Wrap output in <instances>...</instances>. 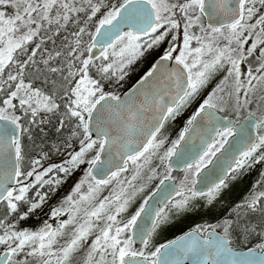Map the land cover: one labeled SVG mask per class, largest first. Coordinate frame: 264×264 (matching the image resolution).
Returning <instances> with one entry per match:
<instances>
[{"label": "snow or ice", "instance_id": "6c2138e0", "mask_svg": "<svg viewBox=\"0 0 264 264\" xmlns=\"http://www.w3.org/2000/svg\"><path fill=\"white\" fill-rule=\"evenodd\" d=\"M258 5L264 6V0H118L110 5L96 0H80V3L75 0H0V91L4 93L0 104V163L3 164L0 202L6 205L5 212H15L32 184L41 181L46 173L54 176L58 167L65 172L68 170L64 163L41 168L47 153L30 158L29 167L22 164L25 156L21 134L27 129L17 114L13 99L19 98L24 113L30 114L29 124L35 123L41 109L53 112L59 108L54 93L46 94L25 75L26 66L36 64L35 55L41 48L37 42L29 51L28 42H35L37 36L41 41L48 39L40 35L41 29L59 32L69 23L78 26L79 30L71 34L75 39L69 38L64 51L49 53L42 59L48 71L60 72L65 82L62 90L68 102L59 118L60 127L65 117L76 118V128L81 131L74 128L71 136L83 137L79 140V148L68 153L65 163L75 167L86 160L88 164L84 176L64 197V202L51 208L52 217L68 213V218L59 220L55 227L45 221L35 231L17 230L16 220L9 225L5 223L7 216L0 219V226H3L0 244L4 245L0 264H27L29 257H38L37 264H70L71 257L90 234L93 238L82 264H183L189 258L192 264H264V239L240 252L233 249L231 219H224L219 225H196L163 244L151 243L153 233L168 218L169 208L185 210L195 197L212 200L225 186L229 174L236 173L250 159L264 161V154L256 155L258 149H264V110L257 117V113L249 109L243 121L217 115V111H225L230 106L235 116L240 117L257 86L264 85V11L258 12ZM81 12L85 13L82 22L79 15L72 18L73 13ZM98 13L102 14L90 27L89 23ZM194 26L198 32L193 31ZM85 35L87 40L83 38ZM167 37H171L168 48L123 96L105 91L89 74L94 65L96 74L103 79L116 74L122 76L125 67L143 53L145 46L152 48ZM178 37L182 38V43ZM250 37V45L245 47ZM258 45H261L258 49L260 62L256 71L250 67L247 76L242 77L241 61ZM94 48L102 49L98 56L93 55ZM20 56L27 58L19 59ZM54 56L63 57V62L49 67ZM173 58L176 65L169 68L167 62ZM13 65L15 70H12ZM221 68L226 69L223 78L203 98L179 136L161 154L165 138H158V133L164 121L178 112ZM154 77L159 86L153 85L151 91L145 89L140 93L143 99L138 100L137 91ZM105 113L115 117L122 135H111ZM148 113L152 115L147 116ZM202 114L208 117L210 124L215 121L219 126L206 128L199 145L179 150L185 134ZM248 117L255 118L254 124ZM253 127L257 130L255 137L251 135ZM228 137H233L237 147L227 156L218 175L209 179L208 170H205L201 177L205 186L197 190V174L225 147ZM114 145L117 146L115 152ZM90 152L89 158L86 154ZM104 152L107 155L102 159ZM156 155L160 165L150 168L148 180L158 177L160 182L143 197L134 212L121 219L131 199L129 185ZM174 155L176 164H183L184 176L178 185H168V180L176 179L171 175ZM129 162L136 165V171L125 183L120 176ZM30 177L35 179L29 180ZM114 179L117 184L109 196L85 209L84 218L77 221L82 204L94 201L101 188ZM44 182L59 183V180ZM85 183L88 185L86 192L81 191ZM145 186L133 188L132 195ZM157 189L161 190L158 195H162V199L159 204H150L149 198ZM72 193L76 194V199ZM45 196L40 193L38 199L30 201L29 211L43 204ZM258 205L264 214V191L252 193L233 210L238 212L241 206L245 210H257ZM29 211L19 212V217L28 216ZM93 219L103 224L98 225ZM69 224H75L69 239L57 247L58 237ZM221 226L223 231L217 233L214 229ZM253 228L245 226V232L250 234ZM21 251H25V260H15V255Z\"/></svg>", "mask_w": 264, "mask_h": 264}, {"label": "rangeland", "instance_id": "374dc122", "mask_svg": "<svg viewBox=\"0 0 264 264\" xmlns=\"http://www.w3.org/2000/svg\"><path fill=\"white\" fill-rule=\"evenodd\" d=\"M76 3H80V0H75ZM96 2H102L105 5H110L112 2H118V0H96ZM11 11V9H9ZM264 11V6L258 5V12ZM102 13H98L97 17L93 19L92 22L89 23V26H94L95 19H98V16ZM77 15L81 17V21L85 18V13H73L72 18L74 19ZM79 23V22H78ZM182 29V25H181ZM78 26L76 24L69 23L68 25L61 28L59 32H55L54 30L50 31L48 29H41L40 35H46L48 39L41 41L40 36L34 38L35 42H28L27 49L30 51L32 47H35V43H40L41 48L37 50L35 55L36 64H31L26 66V77L31 78L33 80V85L35 87L40 88L46 94L55 95V99L57 104L59 105L58 110L53 112H46L41 109L37 116L35 117V123L29 124L28 120L31 119L30 114H25L23 109L20 107L19 98H14L13 103L17 110V114L21 116L22 123L24 128L27 129L21 134V143H22V151L25 156L22 164L24 167L30 166V158H35L39 153H47L45 159L41 162V168L47 167L48 164H57L60 165L64 163V166L68 169L67 172L60 170L58 167L55 170V175L52 176L50 174H45L41 181H37L35 184L29 188L28 192L25 194L26 199L21 200L18 206V209L12 213H6L5 208L6 205L4 202L0 203V219H4L6 224H12L13 220H16L15 228L17 230H21L23 228H28L32 231L37 230L42 227L44 222L52 224L53 227L56 226L59 220L67 219L68 213L61 212L57 217H52L50 215V210L53 207H59L64 202V197H66L69 193H71L72 188L75 184L84 176V170L88 167L87 161L80 163L75 167L68 166L65 162L68 159V153L72 150H77L79 148V140L83 137L79 136H71V133L74 128H76V118L73 117H65L64 125L61 128L59 124L60 116L65 112V107L68 102V97L63 95L62 87L64 86V80L60 72L52 73L48 71L47 67L43 64V59L46 58L49 53H54L56 51H64V46L69 43V38L75 39L71 34L78 31ZM193 31L198 32V28L194 26ZM247 35V33H245ZM182 37V33H181ZM178 37L180 43H182V38ZM84 40H87L88 37L85 35ZM171 37H167L165 40L159 42V44L154 45L152 48L144 47L143 53L138 55L135 59L132 60L130 64H128L124 69V74L121 76L120 74L111 75L107 79H103L99 75L96 74L95 66L90 67L89 74L93 76V78L97 79L100 84L103 86L105 91H114L119 95H123L128 91L129 88L132 87L133 84L139 79L141 75L151 66L152 63L158 58V55H162V51L168 48V43ZM251 37L248 41L245 42V47L250 45ZM193 46H195V41L192 42ZM261 45L257 46V49L253 51L251 55L245 54V58L248 60V64L252 66V70L256 71L257 66V56L260 55L258 49ZM46 50V51H45ZM102 49L94 48L93 55L98 56L99 52ZM86 54V53H85ZM19 59H26V56H20ZM63 57H53L52 62L49 67H56L63 62ZM99 61H97L98 63ZM244 59L241 61L240 69L242 73V77L247 76L248 69L245 67ZM39 69V70H38ZM12 70H15V65L12 66ZM226 69L221 68L216 71L208 80L206 84H204L198 92L184 105L182 108L176 112L174 115L170 116L164 122L163 127L158 133V138H165L164 145L161 146V154L164 148L168 147L171 142L179 136L180 130L184 127L187 122L188 117L195 111V109L199 106V103L202 102L203 98H205L217 83L223 78ZM7 75V72L4 73ZM78 78V77H77ZM257 82L254 80L253 84ZM263 85H258L255 93L252 94L249 98V106L248 108H244L241 110V114L247 113L248 110L251 109L256 113H260L261 110H264V101L261 100V95H264L262 92ZM243 95V93H241ZM4 98V93L0 91V104H2ZM227 99V97H226ZM234 101H231L232 103ZM226 110L232 112L231 107L229 106ZM56 123V129L52 130L49 134L47 130L43 128H50L49 122ZM77 131H81L76 128ZM41 140L38 139V136ZM71 138L69 139V137ZM43 138V139H42ZM229 138V137H228ZM66 145H71V147H66ZM98 147V146H97ZM91 152L86 154L89 158L91 156ZM264 154V149H258L256 155ZM213 158V157H212ZM211 158V160H212ZM209 164V163H208ZM208 164H205L206 167ZM160 165L159 156L156 155L154 158L148 162L147 166H143L141 171L137 175L136 179L131 182L128 189V195L131 196V199L128 203V207L125 209V213L120 215L121 219H126L128 215L135 211L136 207L139 206V203L142 202L143 197L148 194V192L152 191L153 188L160 182L158 177H153L151 180H148V176L150 174V168H155ZM203 169V168H202ZM201 169V170H202ZM40 170V169H37ZM161 167V171H162ZM136 171V165L132 162H129L128 168L123 172L120 176V180L128 183V177H130L133 172ZM243 174L245 180H249L251 182V187L248 193L237 203L229 208V211L225 213V215L216 222L217 225L220 224L224 219H231L233 224L230 226V236L234 235V229L239 227L241 222L252 216L251 213H261L259 211L260 205L257 206V210H245L243 206L240 207L239 211L233 210L236 205L241 204L242 201L248 199L250 195L254 192L264 191V161L256 160L255 158L250 159L248 163L239 169L236 173L230 174L229 178L234 176ZM173 176V172H171ZM184 172L178 176L177 181L180 183V180L183 178ZM22 182H28L20 178ZM35 179L34 177H30L29 180ZM228 179L225 181V185L228 182ZM59 180V183H45L44 181H52ZM117 184V181L114 179L111 184L103 186L101 190L96 194V199L90 203H84L81 206L80 213L76 216V220L80 221L83 217V212L85 209H90L95 203H98L99 199H102L105 196H109L110 192L113 191L114 185ZM141 184H145L146 186L141 190L137 191L135 195H132L133 188H140ZM88 189V185L85 183L81 187V191L86 192ZM222 189V188H221ZM220 189V190H221ZM220 192V191H219ZM40 193H45V199L43 204L39 205L35 209L30 208V201L33 199H38ZM73 198L76 199L77 196L75 193H72ZM217 197V196H216ZM215 197V198H216ZM202 198L205 202H212V200H208L206 197H195ZM190 200V203L193 199ZM189 203V206H190ZM188 206V207H189ZM29 211L28 216L19 217V212ZM181 211H176L173 208H169L168 218L164 220L156 231L153 233L151 243L152 244H163L166 241L172 240L176 236H170L168 239H159L160 230L163 227L170 228L174 224V215L180 213ZM93 222L102 225L103 221H96L93 219ZM178 225V224H177ZM176 228L173 226L172 230L176 231L177 228H180L179 234L183 233L187 229L193 228H181V226ZM201 226L207 225V223L199 224ZM264 225V224H263ZM196 226V224H195ZM75 224H69L65 226L64 232L62 235L58 237L57 247L62 246L63 242L69 239L71 232ZM215 229L219 231H223L222 226L216 227ZM264 229V226L263 228ZM3 232V226H0V234ZM264 232V230H263ZM177 234V236L179 235ZM93 238V234H90L89 237L81 244V246L76 250V252L71 257L70 264H82L83 258L86 256L87 248L90 246L91 239ZM264 239V236L261 240ZM241 240H244V237H241ZM261 242V241H260ZM258 242H254L251 247H253ZM137 246V245H136ZM138 247V246H137ZM4 250V245L0 244V252ZM15 260L24 261L25 260V251H21L15 255ZM38 257H29L27 260V264H37Z\"/></svg>", "mask_w": 264, "mask_h": 264}, {"label": "trees", "instance_id": "16d2710c", "mask_svg": "<svg viewBox=\"0 0 264 264\" xmlns=\"http://www.w3.org/2000/svg\"><path fill=\"white\" fill-rule=\"evenodd\" d=\"M223 114L229 116L228 114L230 113H227L225 110ZM257 116H259L258 113ZM49 124L50 128L42 127V129L47 130L50 134L52 130L56 129V123L54 121L49 122ZM40 137L43 136L39 135V140H41ZM181 174L182 173L173 172V177L177 180L178 176ZM250 187L251 182L249 180H245L243 174L229 178L227 184L220 190L217 197L212 202H205L202 198L193 199L187 209L174 215L175 221L174 224L171 225L176 228V225L178 224L181 228L185 229L192 226L195 227V224L199 225L201 223H207V225L210 226L217 225L216 222L229 211L231 206L239 202L248 193ZM251 214L252 216L245 218V220L241 222L240 226L234 229V235L231 236L232 245L237 248L251 247L254 242L260 243L261 238L264 236L261 235L264 230L262 229L264 226V214L259 212ZM178 225L177 227H179ZM245 226H254L250 234L245 232ZM172 227H170V229L167 228L168 230H165L166 227H163L160 230V237L158 240L168 239L169 236L170 238L171 236H177L180 228H177V230L174 231L172 230ZM241 237H244V240H241Z\"/></svg>", "mask_w": 264, "mask_h": 264}, {"label": "water", "instance_id": "95a60500", "mask_svg": "<svg viewBox=\"0 0 264 264\" xmlns=\"http://www.w3.org/2000/svg\"><path fill=\"white\" fill-rule=\"evenodd\" d=\"M205 22L206 23L208 22L206 18H205ZM98 43H99V41H98ZM175 65H176V61L174 60V58L167 62V66L169 68H171V67H173ZM157 76H159V73H157ZM153 85L159 86L157 84V78L156 77H154L153 79L149 80L147 82V84L143 85L137 91L136 98L138 100H142L143 97H142V95H140V93L142 91H144L145 89L151 91L152 88H153ZM121 96H123V95H121ZM151 115H152V113H148L147 114V116H151ZM217 115L220 116V117L225 116L220 111H217ZM230 118L232 120H235L232 117H230ZM105 119L109 121L107 126L111 129V135H122V132L119 131V123H118V121H115V117L109 116L108 113H105ZM243 119H241V121H243ZM248 119H249V121H251L254 124V121H255L254 117H248ZM113 121H115V122H113ZM222 123L226 124L227 122H222ZM212 126H219V125H216L215 121H213L210 124L208 117L202 114L194 122V125H193L192 128L189 129V132L185 134V139L181 141V145L178 146V149L179 150H183V149H186V148H191V146L193 144L199 145L200 137L202 135H205V129L209 128V127H212ZM256 131L257 130L254 127L251 129V135L253 137H255ZM92 133L95 136L96 133H95V122H94V120H93V123H92ZM140 138L142 139V136ZM116 147L117 146H115V145L113 146V151L114 152L116 151ZM235 147H237V144L234 141L233 137H230L228 139V143L225 144V147L222 148L219 152H217L216 155L213 157L212 162L208 166L204 167L201 170V172L198 174V176H197V190H202L203 187L205 186L201 182V177L205 175V170H208L209 179H212L214 176L218 175L219 170L226 163L227 156L232 154V149L235 148ZM106 155H107L106 152L102 153V159H104V157ZM171 160L173 162V170L176 171V172H181L183 170V164H176V156L175 155L171 158ZM2 169H3V164L0 163V170H2ZM166 183L168 185H178V183L175 180H168ZM9 186H12L11 183L9 184ZM160 191H161L160 189H157V192H154L153 196L149 198V203L150 204H159L160 203V201L162 199V195H158V193H160ZM138 222H142V221L140 219H138ZM214 230L217 233H220V231H218L216 229H214ZM137 245H139V244H137ZM233 249L235 251H237V252H240V251L244 250V249H239V248H234V247H233ZM256 251H259V249H256ZM183 264H192V261H191L190 258L189 259H185L183 261Z\"/></svg>", "mask_w": 264, "mask_h": 264}, {"label": "flooded vegetation", "instance_id": "af4514ba", "mask_svg": "<svg viewBox=\"0 0 264 264\" xmlns=\"http://www.w3.org/2000/svg\"><path fill=\"white\" fill-rule=\"evenodd\" d=\"M204 22H205V21H204ZM205 23H206V22H205ZM259 56H260V55H259ZM259 56H257V64L260 62L259 59H258ZM244 62H245V66H244V67H245L246 69H249L250 67L252 68V66L248 64V60H247V58H244ZM262 89H263L262 92L264 93V85L262 86ZM262 96H264V95H261V97H262ZM261 97H260V98H261ZM262 101H264V100H262ZM244 114H245V113L241 114L240 117L235 116L234 113H230V114H228V115H229V116L232 115L231 117H234L235 119H241V118L243 117ZM229 138H230V137H229ZM17 187H18V185H17ZM168 229H170V228H168ZM168 229H167V227H166L165 230H168ZM184 232H185V231H184ZM158 241H159V240H158ZM159 242H160V241H159Z\"/></svg>", "mask_w": 264, "mask_h": 264}]
</instances>
